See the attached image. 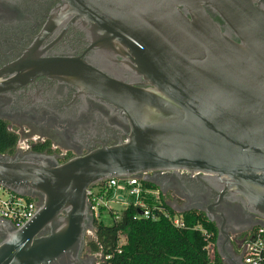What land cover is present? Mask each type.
<instances>
[{
	"label": "water",
	"instance_id": "95a60500",
	"mask_svg": "<svg viewBox=\"0 0 264 264\" xmlns=\"http://www.w3.org/2000/svg\"><path fill=\"white\" fill-rule=\"evenodd\" d=\"M62 1L129 51L123 75L79 59L55 66L127 131L63 162L45 153H0V185L40 198L20 228L0 219V264H94L83 256L86 235L95 231L86 191L130 177L164 191L162 174L200 179L215 193L211 210H174L204 212L217 226L223 262L242 264L213 207L235 205L264 225L262 0Z\"/></svg>",
	"mask_w": 264,
	"mask_h": 264
},
{
	"label": "flooded vegetation",
	"instance_id": "af4514ba",
	"mask_svg": "<svg viewBox=\"0 0 264 264\" xmlns=\"http://www.w3.org/2000/svg\"><path fill=\"white\" fill-rule=\"evenodd\" d=\"M128 56L126 47L62 0H0V120L24 145L17 140L14 152L5 155L45 153L63 162L99 142L115 143L127 131L124 122L103 102L84 97L55 66L64 58L79 59L109 75H123L130 69ZM158 181L191 205L211 210L215 193L200 179L162 174ZM213 209L222 212H213V218L235 235V242L242 231L258 226L256 217L235 205L221 203Z\"/></svg>",
	"mask_w": 264,
	"mask_h": 264
},
{
	"label": "trees",
	"instance_id": "16d2710c",
	"mask_svg": "<svg viewBox=\"0 0 264 264\" xmlns=\"http://www.w3.org/2000/svg\"><path fill=\"white\" fill-rule=\"evenodd\" d=\"M17 140V136L6 128V123L0 120V153H13ZM141 185L158 189L145 180ZM112 192L109 189L106 197ZM150 198L144 200L150 210L149 217L140 216L138 212L142 208L134 204L132 197L119 213H109L113 216L111 224H103L95 218L94 238L86 242L84 252L102 257L109 255L104 264H225L216 249L217 226L204 212L188 210L177 213L160 191L153 203L149 202ZM154 205L158 208L152 209ZM103 211L104 208H100V216ZM174 217L181 220L182 226L173 225Z\"/></svg>",
	"mask_w": 264,
	"mask_h": 264
},
{
	"label": "built area",
	"instance_id": "2783aa9c",
	"mask_svg": "<svg viewBox=\"0 0 264 264\" xmlns=\"http://www.w3.org/2000/svg\"><path fill=\"white\" fill-rule=\"evenodd\" d=\"M141 181V179L135 177L111 178L89 188L86 194L93 218H99L100 208L110 210L109 203L112 199L106 197L109 189L119 192V195H115L118 199H123L120 195L121 191L127 192L129 196L134 198V204L142 208L140 216L149 217L150 210L144 200L148 196L157 198L158 191L143 188ZM37 207L38 202L35 197L19 195L0 185V219L9 221L15 228H20L31 220ZM156 208L158 207L155 205L152 207V209ZM172 223L175 226H182V222L178 217L172 218ZM208 249L211 254V245L208 246ZM238 251L242 264H264V225L246 231L241 244L238 246ZM96 256L98 257L94 260V264H104V260L109 258V255L102 257V255L97 254Z\"/></svg>",
	"mask_w": 264,
	"mask_h": 264
},
{
	"label": "rangeland",
	"instance_id": "374dc122",
	"mask_svg": "<svg viewBox=\"0 0 264 264\" xmlns=\"http://www.w3.org/2000/svg\"><path fill=\"white\" fill-rule=\"evenodd\" d=\"M18 146H21L23 147V139L20 138L18 139ZM157 186V191L159 192H163V194L165 195V200L167 201L168 204L170 205H174V207L176 209H182V208H188V207H193L194 205H191L189 202H188V199L185 197V196H182V195H179L177 194L172 188H167V189H164V191H161L159 186ZM118 191L116 190H113V192L110 194V199L111 202L109 203V209L110 210H104L103 213L101 214V216L99 217V221H101L103 224H106V225H109L113 222V216L110 215L109 213L110 212H113L114 214L119 213L124 207L125 205L130 202L132 200V197L129 196L127 194V192H125L124 190L120 192V195L122 196V203H120L119 199L116 198L115 195H118ZM152 198V199H151ZM151 200H149V202L153 203L154 202V197L151 196ZM145 204L147 205V203L145 202ZM246 231V230H245ZM245 231H242L241 234H243ZM231 236H230V240H231V244H232V247H233V250H235L234 252H236V246H239V244H241V238L237 239L238 242H235L234 241V237L235 235L233 233H229ZM94 238V233H87L86 235V242L90 239ZM121 241H123V237L120 238ZM236 243V244H235ZM235 244V245H233ZM85 250V248H84ZM237 252H239L237 250ZM236 252V253H237ZM86 254V255H85ZM83 256L85 257H93L94 260L96 259V257L98 256H92V255H88L87 252H83Z\"/></svg>",
	"mask_w": 264,
	"mask_h": 264
},
{
	"label": "crops",
	"instance_id": "0c3cea01",
	"mask_svg": "<svg viewBox=\"0 0 264 264\" xmlns=\"http://www.w3.org/2000/svg\"><path fill=\"white\" fill-rule=\"evenodd\" d=\"M118 195H119V193H118ZM119 197H120V196H119ZM119 201H120V203H122V202H121V201H122L121 198L119 199ZM169 205H170V204H169ZM170 206H171L173 209H176V208L174 207V205H170ZM93 233H94V232H93ZM236 249H238L237 246H236ZM92 256H94V255H92Z\"/></svg>",
	"mask_w": 264,
	"mask_h": 264
}]
</instances>
